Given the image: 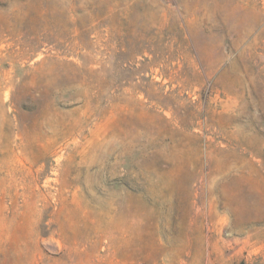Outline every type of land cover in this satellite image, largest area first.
<instances>
[{"label": "rangeland", "instance_id": "1", "mask_svg": "<svg viewBox=\"0 0 264 264\" xmlns=\"http://www.w3.org/2000/svg\"><path fill=\"white\" fill-rule=\"evenodd\" d=\"M0 264H264V0H0Z\"/></svg>", "mask_w": 264, "mask_h": 264}]
</instances>
